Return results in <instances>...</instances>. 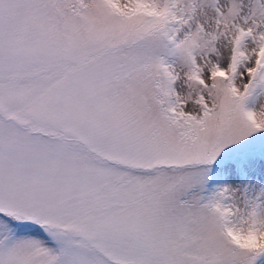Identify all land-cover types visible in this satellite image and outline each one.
Here are the masks:
<instances>
[{"label": "snow or ice", "instance_id": "obj_1", "mask_svg": "<svg viewBox=\"0 0 264 264\" xmlns=\"http://www.w3.org/2000/svg\"><path fill=\"white\" fill-rule=\"evenodd\" d=\"M0 264H264V0H0Z\"/></svg>", "mask_w": 264, "mask_h": 264}]
</instances>
